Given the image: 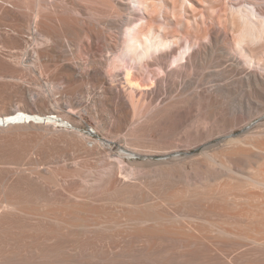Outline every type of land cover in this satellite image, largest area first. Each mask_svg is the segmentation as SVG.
Masks as SVG:
<instances>
[{"label": "bare ground", "instance_id": "obj_1", "mask_svg": "<svg viewBox=\"0 0 264 264\" xmlns=\"http://www.w3.org/2000/svg\"><path fill=\"white\" fill-rule=\"evenodd\" d=\"M132 1L135 8L125 0H0V264L120 261L111 255L95 254L85 256L89 260L65 259L60 250L53 248L33 250L25 258L12 247L20 235L21 218L31 214L25 206L26 197L35 191L44 192L47 179L37 170L35 177L26 175L19 166L26 163L32 166L34 160L29 156L38 150L43 153L41 144L51 142L53 136L73 132L75 123L84 119V113L98 114L101 104L106 105L110 113L108 130L116 134L127 128L132 114H139L146 103L160 95L173 97L175 103L155 107L152 114L170 117L177 115L182 106L200 104L203 109L213 105L212 100L238 92L247 98L259 95V85H264V0ZM40 36L49 43L41 44ZM182 38L192 40L193 46L176 53ZM100 51L108 54L98 59ZM224 57L228 63L220 73L222 82L210 84L203 77L189 75L200 66L202 58L217 63ZM63 60L67 61L51 75L52 80L65 78L67 85L59 91L50 87L46 94L14 80L31 76L39 85L38 69ZM105 69H113L121 76L116 79ZM252 108L234 113L227 121L226 135L230 142L242 141V136H233L237 127L248 132L244 122ZM189 120L181 118L175 123L182 126ZM89 142L91 150L97 149L108 157L115 155L107 148L109 144L106 147L105 143ZM135 154L122 152L118 160L121 163L122 156L133 158ZM112 164L107 170H112ZM248 178L253 184L264 186V180ZM68 184L63 190L70 196L75 188ZM41 202L49 203L48 197L44 195ZM40 216L42 221L56 226L65 223L60 214L46 207ZM41 226L44 224L34 227ZM221 231L230 235L233 245L241 244L242 240L262 244L252 236ZM145 234L148 238L163 235L173 248H184L192 240L165 229ZM149 248L142 255L147 261L172 262L166 254ZM181 256L183 259L184 254ZM177 264L193 263L184 258Z\"/></svg>", "mask_w": 264, "mask_h": 264}, {"label": "rangeland", "instance_id": "obj_2", "mask_svg": "<svg viewBox=\"0 0 264 264\" xmlns=\"http://www.w3.org/2000/svg\"><path fill=\"white\" fill-rule=\"evenodd\" d=\"M125 2L136 7L132 0ZM217 5L220 9L221 5ZM39 38L41 44L49 43L44 36ZM179 44L176 53L193 46L187 38ZM107 54L100 51L97 58ZM66 61L40 67L41 76L36 75L39 85L31 76L14 80L46 94L50 87L59 91L67 82L60 76L52 80L51 75ZM227 63L225 57L217 63L202 58L200 66L189 75L203 77L210 84L222 82L220 73ZM105 73L116 79L121 76L113 69ZM259 90V95L248 98L240 92L219 97L203 109L200 104L182 106L171 117L152 114L155 107L176 100L160 95L146 103L139 114H132L127 128L116 134L108 130L110 113L106 105L101 104L98 114L84 113L73 132L53 136L51 142L41 144L43 153L38 150L29 156L34 160L32 166H19L26 175L35 177L37 170L47 179L44 192L31 191L33 195L30 192L26 197L25 206L31 214L21 218L23 227L12 244L14 251L28 258L33 250L53 248L60 250L65 259L89 260L85 256L95 254L120 260L111 264H153L142 257L150 247L173 259L170 264L184 258L193 264H234L235 260L239 264H264V186L253 184L248 178L264 180V85H259ZM250 107L253 111L244 122L248 132L237 127L233 136H242V141L230 142L227 121L234 113ZM175 118L190 120L177 126ZM208 129L212 130L198 134ZM89 140L105 143L106 147L109 144L107 148L115 155L108 157L97 149L91 150ZM122 152L136 154L133 158L122 156L120 163L118 155ZM110 163L111 171L107 170ZM67 183L75 188L70 196L63 190ZM44 195L49 203L41 202ZM43 207L60 214L65 223L57 227L48 220L42 221ZM39 224L44 226L34 227ZM43 228L48 231L45 233ZM155 229L193 241L184 248H173L163 235L146 236V231ZM222 229L252 236L262 244L245 239L233 245L230 235ZM97 262L107 264L104 260Z\"/></svg>", "mask_w": 264, "mask_h": 264}]
</instances>
